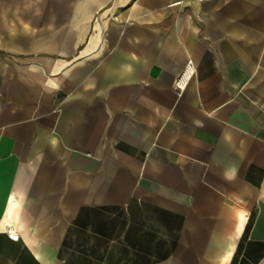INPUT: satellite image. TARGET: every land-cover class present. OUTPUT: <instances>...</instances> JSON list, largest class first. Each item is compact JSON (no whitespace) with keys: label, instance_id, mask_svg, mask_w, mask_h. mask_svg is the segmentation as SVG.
I'll return each mask as SVG.
<instances>
[{"label":"crops","instance_id":"crops-1","mask_svg":"<svg viewBox=\"0 0 264 264\" xmlns=\"http://www.w3.org/2000/svg\"><path fill=\"white\" fill-rule=\"evenodd\" d=\"M0 264H264V0H0Z\"/></svg>","mask_w":264,"mask_h":264},{"label":"built area","instance_id":"built-area-1","mask_svg":"<svg viewBox=\"0 0 264 264\" xmlns=\"http://www.w3.org/2000/svg\"><path fill=\"white\" fill-rule=\"evenodd\" d=\"M193 74V68H192V62L188 61L184 71L182 72V74L178 77L177 81H176V86L179 89H182L184 87V85L186 84L188 78ZM7 234L11 239H17V234L14 231V229L9 228L7 230Z\"/></svg>","mask_w":264,"mask_h":264}]
</instances>
